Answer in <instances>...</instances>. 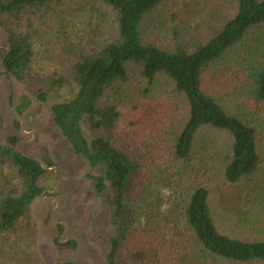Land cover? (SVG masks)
Instances as JSON below:
<instances>
[{
  "label": "rangeland",
  "instance_id": "374dc122",
  "mask_svg": "<svg viewBox=\"0 0 264 264\" xmlns=\"http://www.w3.org/2000/svg\"><path fill=\"white\" fill-rule=\"evenodd\" d=\"M76 2L87 6L76 14L71 11L76 8L72 3V8H57L63 15L54 20L42 16L34 19L35 27L30 32L34 35L32 76L64 74L80 53V45L91 50L115 38V14L110 8H93L89 0ZM235 14V0H167L146 19L144 39L165 49L177 40L204 43L213 29ZM3 47L8 48L7 37L0 27V59L5 55ZM263 64L264 25L251 31L205 74L206 92L255 129L261 172L238 184L227 182L224 171L232 139L226 132L204 130L193 160L177 164L176 172L184 178L180 187L162 185L170 194L163 191L157 196L160 203H148L155 214H148L153 228L150 224L145 230V244L159 252L163 261L170 260L169 264L196 261L192 257L195 243L183 219V205L191 191L200 186L209 191L220 233L241 240H264V103L254 96L253 80L254 72ZM74 94L67 89L40 101L37 90L7 74L0 61V143L6 145L10 138H17L18 149L25 156L40 161L47 157L46 164L53 169L40 178L43 193L32 204L28 216L13 233L0 235L3 264H107L114 234V190L107 185L103 193L96 191L94 178L104 175L103 167L91 168L87 160L76 154L53 120V105L71 99ZM105 100L117 105L121 113L117 134L122 143L132 151L155 152L160 157L154 161L156 165L166 167L171 159L165 150H171L174 133L182 128L188 109L174 85L160 77L149 86L132 72L121 83L120 90L109 92ZM15 109L21 112L22 130ZM85 133L89 137L86 130ZM18 183L11 167H0V199L17 189ZM162 206H166V211H161ZM73 239L77 242L76 250L69 246ZM137 243L138 240L132 242ZM202 262L231 264L216 258Z\"/></svg>",
  "mask_w": 264,
  "mask_h": 264
},
{
  "label": "trees",
  "instance_id": "16d2710c",
  "mask_svg": "<svg viewBox=\"0 0 264 264\" xmlns=\"http://www.w3.org/2000/svg\"><path fill=\"white\" fill-rule=\"evenodd\" d=\"M89 1L93 8L102 5L114 12L115 38L96 49L85 50L80 45V53L67 72L38 78L31 74L34 35L30 32L35 27L34 19L42 16L54 20L63 15L57 8H72V3L76 8L71 11L77 14L87 5L76 0H0V27L8 44L3 66L17 81L36 89L40 101L67 89L75 91L71 99L53 105V120L76 154L91 168L103 167L104 175L94 178L96 191L103 193L107 185L114 190V234L107 264H169L170 260L163 261L159 252L145 244V230L150 224L153 228L148 214H155L148 203L162 201L157 198L163 186L180 187L184 178H179L177 164L193 160L203 131L226 132L232 139L224 171L227 182L238 184L261 172L255 129L206 92L204 77L251 31L264 25V0H235V16L213 29L206 42L186 44L177 40L169 49L146 41L143 28L146 19L167 0ZM132 72L149 86L160 77L168 79L187 104L184 124L174 133L171 150H165L171 159L166 167L156 165L154 161L160 157L155 152L132 151L117 134L121 113L105 97L120 90ZM253 80L254 96L264 103V64L254 72ZM15 122L19 127V121ZM17 145V138H10L6 145L0 143V167H11L19 181L17 189L0 199V235L13 233L43 193L39 180L46 170L38 160L23 155ZM209 197L208 189L200 186L191 191L183 205L184 223L195 243L193 264H207L202 260L210 258L231 264H264V240H241L220 233ZM174 229L177 231V226ZM133 240H138L137 245L132 244Z\"/></svg>",
  "mask_w": 264,
  "mask_h": 264
},
{
  "label": "water",
  "instance_id": "95a60500",
  "mask_svg": "<svg viewBox=\"0 0 264 264\" xmlns=\"http://www.w3.org/2000/svg\"><path fill=\"white\" fill-rule=\"evenodd\" d=\"M16 106V97H14V99H13V107H15ZM15 114H16V116L18 117V119H20V121H21V130L23 129V123H22V118H21V116L19 115V113H18V111L15 109ZM24 133V132H23ZM18 147V146H17ZM21 152V151H20ZM22 153V152H21ZM23 154V153H22ZM24 155V154H23ZM35 160H38V159H35ZM40 163H41V165H42V167H43V169L44 170H46V171H51V170H53L52 168H48V166H47V162L49 161L48 160V158L46 157L45 159H44V161H40V160H38Z\"/></svg>",
  "mask_w": 264,
  "mask_h": 264
},
{
  "label": "flooded vegetation",
  "instance_id": "af4514ba",
  "mask_svg": "<svg viewBox=\"0 0 264 264\" xmlns=\"http://www.w3.org/2000/svg\"><path fill=\"white\" fill-rule=\"evenodd\" d=\"M2 51H4L5 52V55H4V57L3 58H1L0 59V61L3 63V65H4V61H5V57H6V54H7V52H8V48H2ZM46 158V157H45ZM42 195V194H41ZM50 197H54V196H50ZM63 232H64V229H63ZM69 246L70 247H75V250H76V248H77V242L73 239V240H71V241H69Z\"/></svg>",
  "mask_w": 264,
  "mask_h": 264
},
{
  "label": "clouds",
  "instance_id": "9594fccd",
  "mask_svg": "<svg viewBox=\"0 0 264 264\" xmlns=\"http://www.w3.org/2000/svg\"><path fill=\"white\" fill-rule=\"evenodd\" d=\"M164 193H165V195H169L170 191L169 190H164ZM161 211L162 212L166 211V206H162Z\"/></svg>",
  "mask_w": 264,
  "mask_h": 264
}]
</instances>
